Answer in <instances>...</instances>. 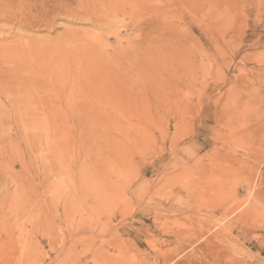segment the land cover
Returning <instances> with one entry per match:
<instances>
[{
  "label": "rangeland",
  "instance_id": "obj_1",
  "mask_svg": "<svg viewBox=\"0 0 264 264\" xmlns=\"http://www.w3.org/2000/svg\"><path fill=\"white\" fill-rule=\"evenodd\" d=\"M221 1L212 21L195 0L177 11L169 45L157 36L170 65L154 72L89 65L116 35L126 46L131 14L24 32L65 64L63 126L48 151L36 129L3 123L0 264H264V4Z\"/></svg>",
  "mask_w": 264,
  "mask_h": 264
},
{
  "label": "bare ground",
  "instance_id": "obj_2",
  "mask_svg": "<svg viewBox=\"0 0 264 264\" xmlns=\"http://www.w3.org/2000/svg\"><path fill=\"white\" fill-rule=\"evenodd\" d=\"M84 1L85 0H0V24H2L0 26V133H5L0 134L2 135V137L4 136L5 139L3 140L2 137L0 139H2L3 141H6L8 139L6 142L10 140L8 149L11 150L14 144L12 143V134L9 132V129L5 127V125H3V123L7 124L5 123L7 121L9 124L21 123L23 126L26 123V129L28 127L36 129L35 133L37 132L36 135L39 134L37 137L40 138V140H38L41 144L44 143L43 146H46L47 149L48 146H55L54 149H56V147L59 148L58 145L61 137L60 129L63 126L62 123H59L62 119L61 116L63 114L61 115L62 112L59 108V94L57 93L58 89L56 87L54 89L53 86L55 80H57V77L59 78V75H56L57 71L58 69L60 71V68L64 63L60 62V55H55L57 51H55V48H53V42H51L50 40H42L37 36H28V34L26 35V33L24 32L33 33L43 30L44 28H51L50 24L53 22V20L62 14L70 16L71 18H79L81 20L87 19L94 25L97 23V21H101V23H103L104 20L113 15L118 16L121 14L124 16V14H131L132 16L136 17V21L133 20L135 21V23H131L133 24L131 26H133L134 35L130 37V39L126 42V46L124 47L122 45V40L119 38V35H116V44L111 47L108 46V56H105L102 52L95 51V62L93 64L90 62L89 65L99 69L114 68L115 70L119 69L125 72L136 70H148L154 72L159 69H165L170 65V60L167 57L168 55L165 54V57V55L163 54L164 51L161 47L160 42L157 41V36H162L161 40L166 44L165 45L163 43V46L169 45V43L171 42V36L174 34L172 29L174 27V19L177 17V13L180 11L179 14H181V11H187L190 14V9L192 8V0H94L96 3L98 2V5H100L99 7L96 6L97 4H90L89 0H87V3L89 1V4L85 3ZM230 1L232 0H229V2ZM234 2L237 4H243V6H245L244 3L247 2V0H235ZM194 4L198 9L201 8V10L199 11L203 14V18L207 20H214L215 16H218V18H222L225 12H227L225 10L226 5L221 0H195ZM263 4V0H254V5L256 6H260ZM127 19H130V17ZM216 19L217 18H215V20ZM105 22L106 21H104V23ZM158 32L161 33V35L158 34ZM164 37L166 39H164ZM105 48L107 49V46ZM164 48L165 51H168V47ZM217 48H220V46ZM86 59L87 58H85L84 60L87 62ZM51 86L53 87V89L50 88L49 92L48 90ZM60 124L62 125L60 126ZM6 142L4 145L7 144ZM37 144L35 146H37ZM41 144H39L38 147L41 146ZM4 147L6 148L7 146ZM1 148H3V146ZM5 148H3V150H5ZM40 149L41 151L42 149H45L44 151H46V148L40 147ZM16 150L15 152L19 153ZM49 150L50 149H48V151ZM51 150V153H53V148ZM1 152L3 154V151ZM8 152L10 151L8 150ZM21 152L20 154H14H16V156L18 155L19 157L24 153L22 152L21 154ZM54 153L56 154L55 151ZM8 154H11V152ZM12 154L10 156H12ZM39 154L41 153L39 152ZM41 155L44 156V154ZM14 156H12L13 159ZM23 157L24 156H21L22 159ZM9 159H11V157L7 158L8 161ZM21 161L23 163L22 166L24 167V159ZM10 163L13 164L11 161ZM6 164H8V162ZM8 166L7 170L9 168ZM14 169L15 168H13V170ZM8 171H10V174L12 175L11 178L13 177L14 179L17 171L15 170L16 172L14 173V171L12 172L11 168ZM20 174L24 175L23 173ZM24 176H22L23 180H26V177L24 178ZM18 178H21V176ZM18 178L16 179L17 181H19ZM32 181L34 180L32 179ZM20 186L23 185L20 184ZM194 190L192 189L191 191L194 192ZM189 191L187 193L190 195ZM196 191L197 190H195V195L198 193H196ZM199 225L201 224L199 223ZM198 231L201 233L199 229ZM188 236L189 235L186 236L187 240ZM181 238L183 239V237ZM183 247L184 246H182V248ZM161 262H163V260Z\"/></svg>",
  "mask_w": 264,
  "mask_h": 264
}]
</instances>
